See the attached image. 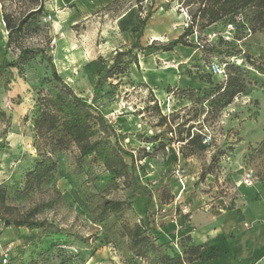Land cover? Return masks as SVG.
<instances>
[{
	"label": "rangeland",
	"instance_id": "obj_1",
	"mask_svg": "<svg viewBox=\"0 0 264 264\" xmlns=\"http://www.w3.org/2000/svg\"><path fill=\"white\" fill-rule=\"evenodd\" d=\"M137 2L144 13L151 5V0H48L45 13L18 36L7 58L15 62L22 46L45 50L59 74L115 125L126 159L131 163L134 158L136 181L152 193V200L148 203L145 190L135 187L131 177H113L95 155L82 157L75 144L56 151L53 174L27 189V172L39 157L35 104L50 66L40 54L26 59L11 69L14 78L0 73V187L7 189L13 208L4 211L7 217L29 216L43 224L6 226L0 217V264L6 255L8 264H87L94 253L96 264H149L136 255L127 227L171 209L180 213L181 205L193 203L194 193L208 205L214 203L201 208L205 211L247 218L264 213V150H257L264 139V70L259 69H264V32H249L246 11L232 22L231 40L225 39L227 23L220 21L188 37L204 48L179 45L168 54L135 49L139 62L125 55L107 77L117 52L137 41L140 24L120 23ZM159 4L169 3L155 0L154 7ZM195 9L186 0L161 8L154 18L163 16L167 25L158 42L178 36ZM2 20L0 4L5 37ZM149 42L140 39L142 45ZM215 61L226 63L225 77L209 71ZM172 74L175 82L185 74L200 79L203 87L191 91L172 85L166 81ZM233 76L244 80L245 90L227 107L217 108L215 94L197 100L195 91L207 92ZM165 115L167 123H162ZM200 132L210 136L209 143L192 151L188 134ZM203 171L208 174L201 178ZM250 171L255 181L245 186L242 180ZM180 175L187 188L176 201ZM106 200L121 201L120 210H105ZM257 264H264V256Z\"/></svg>",
	"mask_w": 264,
	"mask_h": 264
},
{
	"label": "trees",
	"instance_id": "obj_2",
	"mask_svg": "<svg viewBox=\"0 0 264 264\" xmlns=\"http://www.w3.org/2000/svg\"><path fill=\"white\" fill-rule=\"evenodd\" d=\"M48 0H0L3 21L7 29L6 56L0 64V73L7 72L12 78L14 73L12 68L20 67L24 60L31 59L40 54L43 61L50 66V76L43 83V87L38 92V98L35 104L34 128L37 133V149L39 157L34 160V166L27 172V189H33L45 182L56 170L57 162L53 154L58 150L67 149L71 144L78 146L82 157L95 155L109 170L113 177L133 179L137 188L145 190L148 196V203L152 200V193L148 192L136 181L133 172L134 158L131 163L125 157L126 150L123 148L120 135L115 125L110 122L104 112L91 104L79 91H77L69 82H67L58 72L51 57L45 50L33 47H20L17 60L10 62L7 58L9 50L19 35L24 33L26 28L41 14L45 13ZM175 1V0H172ZM182 0H178L181 3ZM187 5H196V9L189 15L188 25L183 32L168 42L153 41L148 45H142L140 38L145 31L148 21L159 9L160 6L169 8V4L154 7L155 0H151L144 13L142 6L137 2L136 5L141 12L140 26L141 33L135 44L126 51H118L113 66L107 71L109 77L113 73L114 66L123 61V56L129 55L138 63L137 53L133 51L138 49L141 52L159 53L174 51L179 45L191 46L195 48H204V45L198 42L188 40L198 30H205L211 25L223 21L232 23L235 18L248 11L246 15L247 23L251 31L264 32V0H186ZM180 7H182L180 5ZM148 52V53H147ZM218 53H221L218 51ZM242 52L239 50L238 54ZM245 51L242 53V56ZM246 59V58H245ZM131 62L125 63L130 65ZM260 71L264 69L259 67ZM120 72H122L120 70ZM214 89L203 92L195 91L197 100L208 99L215 94V103L218 109H223L231 104L235 97L245 90L244 80L240 76H233L225 84H212ZM189 89L194 91V87ZM162 123H167V115L161 116ZM161 123V124H162ZM173 133L172 130H170ZM190 138V139H189ZM204 133L200 132L194 135L188 134L187 145L196 151L204 149ZM185 140V139H183ZM257 150H264V139ZM208 171H203L204 178ZM105 210L117 212L122 206L121 201L106 200L104 202ZM8 203V191L5 187H0V217L3 218L6 226H27L38 227L43 222L32 220L29 216L21 218H10L4 213L5 210H12ZM128 237L136 252V255L147 260L149 264H187L201 252L200 245H191L180 253L168 241L163 239L160 232L153 227L150 221L137 222L132 227H127ZM190 238V237H187ZM186 238V239H187ZM264 254L262 255V257ZM258 262V261H257ZM253 262L251 264H257Z\"/></svg>",
	"mask_w": 264,
	"mask_h": 264
},
{
	"label": "crops",
	"instance_id": "obj_3",
	"mask_svg": "<svg viewBox=\"0 0 264 264\" xmlns=\"http://www.w3.org/2000/svg\"><path fill=\"white\" fill-rule=\"evenodd\" d=\"M160 1L161 3L174 2L172 0ZM160 5L161 4H159V6ZM161 8H163V6H160L154 15L156 13L160 15ZM154 15L148 21L149 24L147 23L145 31L140 38L146 37L147 40H150L149 44L155 40H159L158 35L161 34V29L166 28L167 25L163 16L154 18ZM121 17V25H136L138 23L140 24L141 13L138 7L133 6L123 13ZM1 23L2 25L5 24L3 20ZM141 31L142 29L139 30L138 37ZM7 39V34L4 37L1 29L0 63L3 62L6 56L5 46ZM163 53L168 54L169 52ZM199 71L201 72V69ZM159 77L157 76L158 80L161 79V76ZM180 77L181 78L175 82L174 75H168L166 81L172 85H178V83H180L183 87H195V85L203 87L202 83L204 82L200 79H191L185 74L180 75ZM192 196L194 199L193 203H184L188 211L181 210L180 213H177L176 209H171L164 214L150 218L151 225L160 232L163 239L168 241L169 244L180 253L183 254L191 245L201 246L200 254L195 256L192 261L187 262V264H251L262 258L264 254V213L260 215L252 213L251 216L253 217L247 218L244 214L205 211L201 208H208L210 205H214V203L208 205L203 196L199 193H194ZM203 205H205V207H203ZM260 205L264 208L263 202ZM162 211L164 212V210ZM247 219L251 222L249 227L244 226ZM111 259H113L112 256ZM96 260L97 253H94L88 257L87 264H96ZM105 264H112V262H106Z\"/></svg>",
	"mask_w": 264,
	"mask_h": 264
},
{
	"label": "built area",
	"instance_id": "obj_4",
	"mask_svg": "<svg viewBox=\"0 0 264 264\" xmlns=\"http://www.w3.org/2000/svg\"><path fill=\"white\" fill-rule=\"evenodd\" d=\"M189 16H188V21H189ZM188 21L186 23V26L188 25ZM234 23H228L227 24V34L225 36V39L226 40H231L232 39V32L231 30L234 29ZM249 32H251V29L249 28L248 29ZM231 32V33H230ZM226 63H220L219 61H215L213 62L210 67H208L209 71L215 75H221L222 77H225L226 76ZM199 74L202 73V71L198 72ZM209 139H210V136H207V134L204 133V138H203V142L204 143H209ZM254 181H255V175L253 174L252 171L248 172L245 174V176L243 177V180H242V183L245 185V186H252L254 184ZM186 180L185 178L180 175L179 176V186H178V191L176 193V201L182 197V195L185 193L186 191ZM182 210L183 211H188L187 209V206H182ZM8 251L10 249H7ZM3 262L2 264H8L9 263V259L7 257V255L5 257L2 258Z\"/></svg>",
	"mask_w": 264,
	"mask_h": 264
},
{
	"label": "bare ground",
	"instance_id": "obj_5",
	"mask_svg": "<svg viewBox=\"0 0 264 264\" xmlns=\"http://www.w3.org/2000/svg\"><path fill=\"white\" fill-rule=\"evenodd\" d=\"M146 71H149V70H147V69H145Z\"/></svg>",
	"mask_w": 264,
	"mask_h": 264
}]
</instances>
